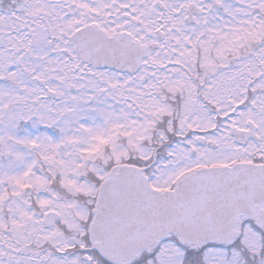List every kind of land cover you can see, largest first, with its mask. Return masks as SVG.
Instances as JSON below:
<instances>
[{
  "label": "snow or ice",
  "instance_id": "1",
  "mask_svg": "<svg viewBox=\"0 0 264 264\" xmlns=\"http://www.w3.org/2000/svg\"><path fill=\"white\" fill-rule=\"evenodd\" d=\"M0 264H264V0H0Z\"/></svg>",
  "mask_w": 264,
  "mask_h": 264
}]
</instances>
